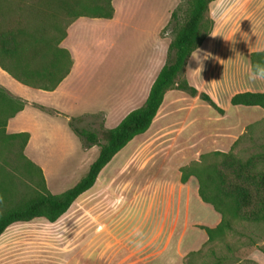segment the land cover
Listing matches in <instances>:
<instances>
[{
	"label": "crops",
	"instance_id": "crops-1",
	"mask_svg": "<svg viewBox=\"0 0 264 264\" xmlns=\"http://www.w3.org/2000/svg\"><path fill=\"white\" fill-rule=\"evenodd\" d=\"M178 1L176 0L174 6L178 4ZM206 16L213 21L212 29L192 53L184 69L186 79L192 83L193 78L196 77L197 68L206 63L205 73L201 76L202 81L200 85H197L198 89L204 92H206L208 80L212 77V71L217 65H219V75L215 79L216 85L223 82L224 74L221 70L229 65L233 67L238 64L242 67L245 65L246 72L252 70L253 54L261 52L258 49H264V0H223V3L213 0ZM81 18L86 17H79L68 27V35L61 43L63 47L70 34V28ZM167 20L166 17V20H163L155 29V35L159 40L153 47V51L161 52L160 41L163 42L165 38L160 36V31ZM212 33L217 35H210ZM242 46H245L244 49L241 48ZM196 53L197 57H194ZM206 53L211 55L205 59ZM227 55L229 56L226 57ZM74 59L75 57L70 73L54 90L25 84L0 66V84L12 94L28 101L23 109L8 120L6 131L28 133L26 150L30 148L38 150L43 146L50 148L53 145L52 148L55 150L63 144L68 147L72 132L78 137L73 136L78 151L88 153L97 150L95 158H88V168H90L99 155L100 147L98 145L82 147L81 138L73 131L69 122L63 123L60 120L59 116L63 108L56 99L66 93V85L76 65V59ZM152 63L155 66L154 72L148 77L149 81L147 80L145 87L141 88V79L136 80L123 94H119L116 99L118 104L123 106L130 99L135 98L136 101L147 99L155 79L165 64L161 58L154 59ZM232 82L238 87L243 84L249 88L264 85V81H249L248 75L233 79ZM178 91L181 90L174 89L166 94L150 128L145 133L137 135L120 150L102 169L94 185L82 193L56 221L50 222L41 217L11 224L0 236V264H30L36 260L42 263L47 262L49 257H57L59 253L62 256V259L60 258L62 264H166L169 258L174 259L176 264H182L190 252L197 251L208 244L209 236L204 228L218 225L222 215L213 204L202 199L199 193L200 182L196 176L191 175L185 182L181 180L180 168L189 165L195 157L182 164L172 163L173 161L167 160V156H170V151L183 149L190 144L186 138L180 139V135L188 126L190 134L205 135L207 139L202 141L214 142V135L229 133V130L233 136L242 133L244 123L233 126L234 120L240 115L230 122L227 113L224 112L221 113L222 118L211 117L203 121V111L208 102L199 96L189 94L185 96ZM239 92L245 91L238 88L231 94V98ZM208 94L212 97L210 93ZM182 101L187 103V108L184 110L181 106ZM35 104L56 109L59 113H48ZM129 110H131L130 107L122 111L117 124L129 113ZM250 111L254 112L249 110L248 113ZM86 112L95 113L92 110ZM263 113L257 112V117ZM257 117L251 116L247 122H253ZM107 120L108 112L106 111V122ZM173 120H178L179 128L163 143L167 150L164 159L129 157L130 159L126 160L128 154L125 155V153L133 144L137 147L145 140L148 142L157 140L159 143L161 131L165 129L166 123ZM219 141L222 140L215 139V142ZM213 149L220 148L213 147ZM156 150H162L160 145L155 148ZM123 154L124 158L121 157ZM29 156L43 168L47 185L52 192L48 182V171L43 167V161L34 157L32 153ZM153 162L155 167L153 170H148L153 166ZM117 200L121 202L117 204ZM19 225L29 227L26 236L20 237L18 234L19 237L16 235L8 238L11 228ZM136 230L143 233V246L139 249L133 243L140 239L135 235ZM26 241L29 244V256L22 261L20 248ZM8 248L12 249V254H7ZM254 254L255 252L252 253ZM14 257H18L16 263ZM63 260L66 261L63 263Z\"/></svg>",
	"mask_w": 264,
	"mask_h": 264
},
{
	"label": "rangeland",
	"instance_id": "rangeland-1",
	"mask_svg": "<svg viewBox=\"0 0 264 264\" xmlns=\"http://www.w3.org/2000/svg\"><path fill=\"white\" fill-rule=\"evenodd\" d=\"M86 1L90 4L100 2V0ZM175 2L176 0H114L112 19L85 16L86 18H81L76 25L70 28V34L65 40L64 46L69 48L72 57H75L76 65L66 85V93L56 97L63 108V112H60L59 116L63 123L69 122L70 117L82 118L77 121L78 125L100 131L103 126L113 128L118 125V119L122 116L124 109L130 107V112L143 105L146 99L137 101L136 98L130 99L123 106L118 104L116 99L136 80L141 79V88L145 87L148 77L154 72L155 66L152 63L154 59L161 58L166 63L169 44L177 31L173 28V23L170 22L172 12L177 10L178 23L181 24L186 19L191 5V0H179L178 4L174 6ZM169 9H171L170 14L167 16ZM166 17L168 20L160 31V36L165 40L160 41L161 52L159 53V51H153V47L159 40L155 35V29L163 20H166ZM206 27L207 23L203 27L202 33ZM244 47L241 48L244 49ZM207 65L209 67V64ZM244 67L246 68L245 65L242 67L238 64V66L229 65L227 68H223L221 72L224 74V80L221 84L216 85L215 79L219 75V65H217L216 69L212 71V77L208 80L205 89L224 110L223 112L227 113L230 122L240 115L234 120L233 126H240L244 123L243 132L233 136L229 130V133L214 135V142H209L202 141L207 139L205 135L190 134L188 126L180 135V139L186 138L190 144L183 149L178 150V148L170 151L171 154L167 156V160L173 161L172 163L184 164L195 157L190 165L200 168L219 164L222 159L221 155L213 153L216 150L213 147L224 151L231 150L234 142L241 135L239 143L233 149L235 153L247 157L256 152H264V113L257 117V112H264V108L233 105L230 100L231 94L238 88L241 91H264V85L249 88L243 84L238 87L232 82L233 79L248 75L250 70L246 72ZM205 68L206 63L197 68L196 77L193 78L192 83L190 82L193 86L199 88L197 85H200L202 81L201 76L205 73ZM180 78H186L184 71ZM178 92L185 96L188 95L182 90ZM181 106L184 110L187 108V103L182 101ZM205 106L204 116L202 115L203 121L211 117L222 118L221 113L223 112H219L209 103H206ZM89 110L95 111V113L86 112ZM105 110L108 112L107 122ZM249 110H254V112L248 113ZM251 116L257 118L248 123ZM205 117L207 118L205 119ZM177 122L178 120H173L166 123L165 129L161 131L162 134L158 138L161 139L159 143L157 140L149 142L145 140L137 147H134L133 144L125 153V155L128 154L126 160L135 157L150 160L164 159L167 150L163 143L172 137V133L173 135L176 133L179 128V122ZM70 135L69 146L63 144L55 150L52 148L54 145L50 148L43 146L38 150L33 148L26 150L28 140L25 135L7 131L4 136L0 135V198H2L0 199V214L31 199L39 192L42 177L46 181L43 168L30 158L31 153L43 161V167L48 171V182L53 193H62L70 189L85 175L89 170L88 158H95L97 150L88 153L78 151L73 136L78 137L72 132ZM215 139L222 141L215 142ZM159 145L162 150L155 151ZM82 147L86 148L83 141ZM202 154H207V156L200 158ZM121 157L124 158V154ZM152 165V168L150 167L148 170H153L155 163L153 162ZM253 171H264V159L255 163ZM46 186L49 189L47 181ZM235 223L236 229L227 231L224 239H215L201 248L202 254L196 256L195 261L199 264L205 262L208 264H249V261L255 256L253 260L264 264V222L236 220ZM27 231H29V227L26 225L13 227L9 231L8 238L16 235L19 237L18 234L22 237L27 234ZM210 247L214 248V255L208 251ZM20 251V258L25 261L29 256L27 241ZM254 252L255 254L252 255ZM10 253L12 254V249L8 248L7 254ZM49 258L47 262L40 263L36 260L30 264H62L60 253L57 257ZM65 258H67L66 255ZM16 261H18V257H14V262L16 263ZM65 261L63 260V263Z\"/></svg>",
	"mask_w": 264,
	"mask_h": 264
},
{
	"label": "trees",
	"instance_id": "trees-1",
	"mask_svg": "<svg viewBox=\"0 0 264 264\" xmlns=\"http://www.w3.org/2000/svg\"><path fill=\"white\" fill-rule=\"evenodd\" d=\"M212 1L191 0L187 17L181 24L178 23L177 10L172 12L170 22L177 31L169 44L166 63L143 105L130 111L115 127L103 126L100 131L78 125L77 121L82 118L70 117V127L82 139L84 146L100 147L97 159L76 185L62 193H51L42 177L38 193L24 204L0 214V236L16 222L41 217L54 222L62 216L82 193L94 185L109 161L137 135L150 128L169 91L178 89L191 96H199L219 112L224 111L208 93L200 91L186 78H180L188 59L212 29L213 21L206 16ZM113 15V0H100L95 4L86 0H0V66L25 84L54 90L73 66L71 52L61 45L68 35V27L79 17L112 18ZM252 58L254 70L256 63L264 64V51L254 53ZM231 103L264 108V92H239L232 96ZM27 104V100L0 84V135L6 134L8 120ZM35 105L48 113H59L56 109ZM21 134L28 140V133ZM241 136L231 150H214L213 153L221 155L219 164L203 168L189 164L180 168L181 180L185 182L191 175L196 176L202 199L213 204L222 215L218 225L204 228L209 242L224 239L227 231H234L236 220L264 222V171H253L255 163L264 159V152L247 157L235 153L233 149ZM206 156L202 154L200 158ZM202 251L190 252L182 264H199L195 257ZM208 251L215 254L213 247ZM249 264L260 263L250 260Z\"/></svg>",
	"mask_w": 264,
	"mask_h": 264
},
{
	"label": "clouds",
	"instance_id": "clouds-1",
	"mask_svg": "<svg viewBox=\"0 0 264 264\" xmlns=\"http://www.w3.org/2000/svg\"><path fill=\"white\" fill-rule=\"evenodd\" d=\"M218 3H223V0H218ZM210 35L216 36L217 33H212ZM258 51H264V49H258ZM210 55H211V53H206L204 58L206 59ZM194 57H197V53L194 55ZM198 59H199V57H198ZM248 80L252 81V82H256L258 80L259 81H264V64L259 63V62L256 63L254 65V70H250L249 73H248ZM0 199H2V198H0ZM120 202H121L120 200L116 201L117 204H119ZM135 235L137 237H139L140 239H138L136 241H133V243L135 244V247H137L139 249V248H141L143 246V233L140 230H136ZM252 258H255V256H253ZM166 264H176V262H175L174 259L169 258L167 260Z\"/></svg>",
	"mask_w": 264,
	"mask_h": 264
}]
</instances>
